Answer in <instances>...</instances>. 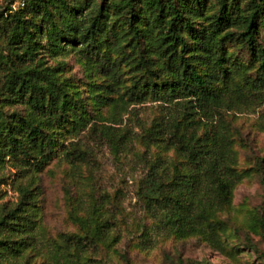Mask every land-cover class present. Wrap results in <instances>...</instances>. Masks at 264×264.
Returning <instances> with one entry per match:
<instances>
[{
  "label": "rangeland",
  "instance_id": "374dc122",
  "mask_svg": "<svg viewBox=\"0 0 264 264\" xmlns=\"http://www.w3.org/2000/svg\"><path fill=\"white\" fill-rule=\"evenodd\" d=\"M26 1L0 0V10ZM101 2L89 0L82 13ZM237 2L248 11V0ZM217 6V0H203L192 17L195 25L209 27ZM125 14L109 10L104 32L96 31L95 43L86 46L63 38L54 51L44 33L35 34L27 63L52 73L49 80L83 104L69 107L62 122L33 111L21 96L4 99L0 69V107L30 113L41 123L47 118L42 127L54 139L45 155L0 156V264H264V67L237 36L240 22L227 26L236 33L233 38L222 39L221 30L211 51L195 58L201 71L218 74L212 85L221 103L186 107L187 98L172 97L161 85L154 91L142 85L148 67L158 82L173 75L161 47L153 44L144 52L147 40L136 43L123 33ZM24 16L33 25L44 17L42 12ZM107 28L120 33L119 48L106 38ZM157 32L150 28L152 42ZM10 35V29L0 30V58L13 44ZM255 38L264 45V27ZM142 53L147 66L140 62ZM106 58L115 61L112 69L98 66ZM137 92L144 93L139 100ZM187 111L190 129L204 135L208 146L215 141L225 150L223 165L233 174L222 204L214 203L207 178L189 177L192 164L166 142L172 122ZM155 169L163 181L176 173L173 187L194 201V210L212 212L195 230H179L167 207L143 194V182Z\"/></svg>",
  "mask_w": 264,
  "mask_h": 264
},
{
  "label": "trees",
  "instance_id": "16d2710c",
  "mask_svg": "<svg viewBox=\"0 0 264 264\" xmlns=\"http://www.w3.org/2000/svg\"><path fill=\"white\" fill-rule=\"evenodd\" d=\"M88 1L72 0L70 3L68 0H27L22 6L13 8L8 5L0 10V18L7 21V24H0V30L10 29L9 43H13L9 53L1 54L0 58V69L5 78L2 85L7 92L2 94L4 99L9 97L14 100L21 96L33 111L52 114L49 118L59 122L67 118L69 107H82L81 101L71 100L70 93L62 85L53 79L49 80L48 75L52 73L31 67L27 60L33 54L36 33H44L45 44L54 51L63 38L66 42L78 40L85 46L95 43L96 31L104 32L109 10L112 15L126 13L127 28L123 33L131 35L136 43H140L142 38L147 40L144 52L148 53L155 45L167 54V71L173 77H166L158 82L156 73H153L154 69L148 67L150 75L145 77L142 85L152 91L161 85L163 91L172 92L167 93L168 95L187 98L186 107L196 104L208 107L221 103V95L212 85L218 74L215 71H201L195 65V58L200 51H211L210 43H218L215 35L221 30H224L222 39L233 38L236 33L227 29V26L240 22L238 26H241V29L237 36L247 42L252 55L264 67V45L257 43L255 38L258 29L264 27V0H248L247 12L241 10L237 0H217L218 6L213 13L211 24L202 28L195 25L192 17L200 10L203 0H102L83 14L82 8L90 6ZM28 12H42L44 17L33 25L24 16ZM151 27L158 28V35L153 42L149 34ZM105 33L112 46H118L116 42L121 36L120 33L113 28L105 29ZM145 56L143 53L140 55V62L147 66ZM115 64V61L106 58L99 61L98 66L105 65L112 69ZM262 78L264 79V72ZM135 94L139 100L140 95L144 93ZM153 95L156 96V93ZM27 104L26 107L29 108ZM187 113L188 111L184 113L185 116L183 114L172 122L173 130L167 135L166 142L186 158L188 164H192V167L189 166V177L193 181L201 179L200 177L207 178L209 188L215 195L214 203L222 204L229 198L232 181L230 176L233 174L228 175L226 170L232 169L223 165L225 150L215 147V141L208 146L204 135H198L194 129H190L193 120L187 118ZM47 120L46 118V121L41 123L31 117L30 113H6L0 107V156L6 152L47 154L54 146V139L44 133L42 127V124L48 123ZM150 174L143 182V194L160 200L170 211L167 214L169 220L177 225L179 230L193 231L201 220L209 218L211 211L194 210V201L185 199L181 188L173 187V184H177L176 173L171 181L160 180L156 169ZM199 202L202 201L199 199ZM261 225L264 229V220Z\"/></svg>",
  "mask_w": 264,
  "mask_h": 264
}]
</instances>
